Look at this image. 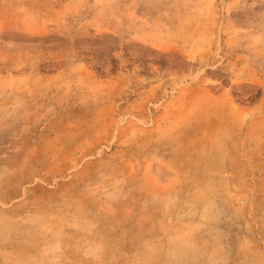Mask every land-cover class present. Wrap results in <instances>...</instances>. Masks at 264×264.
I'll use <instances>...</instances> for the list:
<instances>
[{"label":"rangeland","instance_id":"374dc122","mask_svg":"<svg viewBox=\"0 0 264 264\" xmlns=\"http://www.w3.org/2000/svg\"><path fill=\"white\" fill-rule=\"evenodd\" d=\"M0 264H264V0H0Z\"/></svg>","mask_w":264,"mask_h":264}]
</instances>
